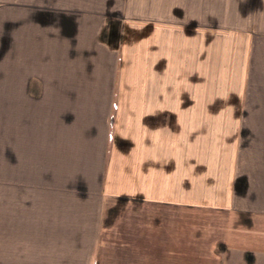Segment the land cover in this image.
Returning a JSON list of instances; mask_svg holds the SVG:
<instances>
[{"label":"crops","instance_id":"1","mask_svg":"<svg viewBox=\"0 0 264 264\" xmlns=\"http://www.w3.org/2000/svg\"><path fill=\"white\" fill-rule=\"evenodd\" d=\"M0 264H264V0H0Z\"/></svg>","mask_w":264,"mask_h":264}]
</instances>
